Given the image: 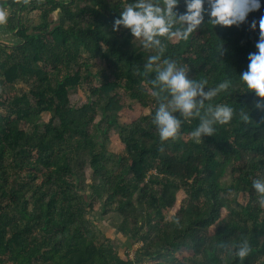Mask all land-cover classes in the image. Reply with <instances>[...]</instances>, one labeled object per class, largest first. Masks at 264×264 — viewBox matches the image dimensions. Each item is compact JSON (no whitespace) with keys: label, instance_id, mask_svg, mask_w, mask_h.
<instances>
[{"label":"trees","instance_id":"16d2710c","mask_svg":"<svg viewBox=\"0 0 264 264\" xmlns=\"http://www.w3.org/2000/svg\"><path fill=\"white\" fill-rule=\"evenodd\" d=\"M132 2L0 0L20 39L0 42V264H264V207L251 190L264 175V110L238 79L256 51L264 3L240 26H211L205 13L188 39L162 38L161 60L175 59L206 88L229 84L212 102L232 106L233 120L196 143L188 135L194 119L182 121L174 140L158 138L150 86L138 74L157 52L112 28ZM175 10H185L184 0ZM98 60L106 71L96 84ZM82 86L88 99L74 105L71 93ZM133 103L150 113L123 123ZM112 133L126 155L110 151ZM100 208L118 214L120 234L143 243L134 258L121 256L90 219ZM241 238L251 246L243 262L219 246Z\"/></svg>","mask_w":264,"mask_h":264},{"label":"clouds","instance_id":"9594fccd","mask_svg":"<svg viewBox=\"0 0 264 264\" xmlns=\"http://www.w3.org/2000/svg\"><path fill=\"white\" fill-rule=\"evenodd\" d=\"M180 0H134L123 6L118 18L113 21V31L119 28L128 30L145 49H154L157 54L147 57L143 69L138 74L147 77L146 83L154 99V112L151 122L155 126L160 141L174 140L182 121H197L188 135L192 141L200 143L202 137H211L217 126L233 120L234 109L227 103H213V98L226 89L228 81L214 87H205L204 79L188 76V69L178 65L175 59L161 60L163 39L184 41L202 25L205 13L211 26H240L250 12L261 8L264 0H184L185 10L178 13L175 9ZM205 2L207 8L204 7ZM5 13L0 11V22L5 21ZM250 29L257 28L253 20ZM256 51L248 54L247 69L238 79L243 91L258 99L256 109L264 110V14L258 24ZM163 38V39H162ZM154 73V76H149ZM208 102L207 104L205 102ZM243 121L249 120L247 113L241 114ZM252 194L258 206L264 207V175L251 181ZM219 246L227 253L243 262L249 255L251 246L247 238L235 242L220 241Z\"/></svg>","mask_w":264,"mask_h":264},{"label":"rangeland","instance_id":"374dc122","mask_svg":"<svg viewBox=\"0 0 264 264\" xmlns=\"http://www.w3.org/2000/svg\"><path fill=\"white\" fill-rule=\"evenodd\" d=\"M116 1V0H111ZM126 1V0H122ZM5 13V21L0 22V42L7 43V44H16L20 42V39L16 37L15 31H11L8 28L9 22L8 18L10 17V11H3ZM58 12L53 13L52 18L55 20L58 18ZM30 22H33L34 24L39 23V13L38 12H31L28 14ZM134 42L141 45L139 41L136 38H133ZM173 42H176V40H172ZM142 46V45H141ZM143 49H145L142 46ZM148 52H152L153 49H145ZM91 70L94 74H96V78H94V82L96 84H99L102 82V79L104 78L103 74L105 73V65L104 62L101 60H98L92 67ZM113 79V78H112ZM18 90L20 93H28L29 92V86L19 83L18 84ZM89 92L87 90L86 86H82L77 91H74L71 93V100L72 104L74 105H81L85 103L88 99ZM131 109H126L122 112L121 115V121L123 123L128 122L130 120H135L141 115H148L150 113V108H142L138 104H132ZM50 119L49 114H44L42 117L43 122H48ZM99 119H101V116H99ZM109 149L112 153L118 154V155H126V147L122 143L120 137L116 133L111 134V138L109 141ZM91 169L89 168L87 170V178L90 182L91 180ZM231 181L230 175H229V169L227 170L225 176L222 179V185H228ZM90 193V192H88ZM89 195V194H87ZM182 194H179V199H181ZM240 201H243V198L241 195H239L238 198ZM100 203V202H98ZM102 207V206H101ZM90 219L93 221L95 226L102 231L105 237L111 239V241L114 243L115 247L119 250L121 256H129L131 258L135 257V252L137 249L143 245L142 242H134L132 239L124 237L122 234H120L115 228V223H118L120 221V217L115 212H109L107 215H102V208L98 212L92 213L90 216Z\"/></svg>","mask_w":264,"mask_h":264}]
</instances>
